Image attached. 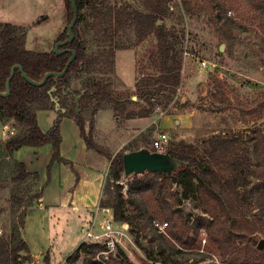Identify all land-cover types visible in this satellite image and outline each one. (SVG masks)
I'll return each mask as SVG.
<instances>
[{"label": "trees", "instance_id": "trees-1", "mask_svg": "<svg viewBox=\"0 0 264 264\" xmlns=\"http://www.w3.org/2000/svg\"><path fill=\"white\" fill-rule=\"evenodd\" d=\"M207 1L206 9L211 14L217 10L218 16L227 17L226 0ZM240 1L254 12L258 26L264 33V5L261 4L263 0ZM63 2L69 23L72 17L71 3L70 0H63ZM75 3L78 17L73 28L74 39L70 44L61 47V49L72 48L76 51V57L66 73L62 77L50 76L43 86L37 87L27 82L19 70L15 69L10 81L9 94L0 96V120L3 124L12 121L15 131L0 143L3 151L18 168L17 181L23 183L31 179L38 188V174L28 172L23 163L12 158V153L22 146L39 147L51 144L53 152L47 166L48 176L53 162H67L61 158L59 153L61 142L59 122L62 117H70L79 127L80 135L87 148L93 149L110 160L99 207L109 208L115 222H126L130 234L135 237L136 241L139 236L134 232V219L143 221L140 230L145 232L147 225L150 224L155 234L157 232L151 225L154 217H160L168 222V236L157 234L156 245H152L153 255L151 256L147 249H144L143 252L147 256L139 258L141 264H155V262L180 264L174 259L182 254L199 256L188 264H216L215 259L225 264H264V250L256 248L258 239L255 236V233L259 232L264 238V128L258 126L248 131L247 149L249 150L243 156L236 154L234 142L227 136L205 139L199 144V149L184 145L183 142L178 143L164 152L181 161L180 167L171 175L144 173L133 177L129 183L128 198L125 199L121 194V187L115 183L122 176L123 153L112 157L108 151L98 146L91 132L89 134L84 132V120L75 111L74 102L67 104L66 99L70 97L74 100V95L84 89V94L78 100L79 107L88 108L92 104V109L96 110V106L109 91L99 78L91 74V68L98 66L97 72L100 71V75L114 74L116 52L135 49L138 43L146 40V37L153 33L157 42L154 46L155 51H152L149 56V67L154 68L155 72L145 73L140 70L141 77L135 79L137 93H141L140 97L144 98L149 107L153 108L156 105L154 94L160 92L172 96L179 85L182 38H169L168 32L163 33L164 29L157 26V19L165 18L170 12L171 0H143L144 10L133 9L124 0L119 2L118 0H75ZM183 6L185 12L191 16L201 11L193 10L190 0H184ZM83 9L92 12L94 15L93 28L98 34L106 37L96 40L100 49L96 56L94 53L87 52L85 42L78 37V25L84 17L81 12ZM127 22H130L139 34L137 42L130 38L114 37L119 35V30ZM26 33L27 28L24 26L0 22L1 92L6 90V80L13 65H20L29 78L40 81L46 72L61 71L70 56L67 52L56 54L53 50L48 52L28 50ZM66 38L65 27L55 42ZM78 81L81 87L77 89L72 83ZM53 86L56 87L53 95L59 98L60 106L66 111L57 112L53 127L47 132H42L36 123V111L54 110V104L48 95V90ZM150 86L154 89H143ZM67 87L72 93L63 94ZM149 113L150 109L133 111L128 114L127 118L145 117ZM151 150L156 151V149ZM221 163L227 165L230 173H236L238 180L234 187H230L222 178ZM249 177L253 180L245 183L243 178L248 179ZM173 185L179 187L177 192L172 189ZM248 185L249 188H246ZM241 186H245L248 190V195L257 208L256 215L260 222V228L257 230L250 226L251 221L240 212L241 200L238 196V188ZM40 192L39 189L32 199L38 198ZM190 198L197 201V206L201 207L204 214L196 216L192 222H190V214L183 218L177 208L181 199ZM131 205L138 210H133ZM26 207L21 218L20 229L24 226ZM20 229L18 235L14 236L13 241L8 244L9 246L0 239V264H25L30 260L29 248L21 238ZM203 239L204 244H202ZM103 249L100 243L83 242L66 258V262L72 264L84 256L86 261L87 257L92 258L91 264H100L94 258ZM44 261L48 264L46 255ZM108 264L130 263L124 252L119 249L111 256Z\"/></svg>", "mask_w": 264, "mask_h": 264}, {"label": "rangeland", "instance_id": "rangeland-1", "mask_svg": "<svg viewBox=\"0 0 264 264\" xmlns=\"http://www.w3.org/2000/svg\"><path fill=\"white\" fill-rule=\"evenodd\" d=\"M124 1L133 9L145 8L143 0ZM190 3L192 9L201 10L200 13L191 16L184 10V0H171L168 15L157 19V26L164 29L163 33L168 32L169 38H182L180 82L172 96L160 92L154 94L156 105L151 108L135 88V79L141 77L140 70L145 73L155 72L154 68L149 67V56L155 51L157 42L153 33L138 43L135 49L116 52L114 74L100 75V71L97 72L98 66L91 68V74L99 78L109 92L101 99L96 110L92 109L91 104L88 108L79 107L77 113L84 120V132H91L95 143L104 150L118 154L142 147L155 149L152 147L154 139L159 134L166 133L169 141L165 150L180 142L199 149V144L205 139L227 136L234 142L236 154L243 156L249 150L248 131L258 126L264 128V33L258 26L254 12L240 0H226V9L231 10L232 15L225 18L224 15L218 16L217 10L211 14L206 9L207 0H190ZM261 4L264 5V0ZM81 12L84 17L78 25V37L85 42L87 52L96 56L100 50L96 40L106 37L93 28L92 12L85 9ZM0 22L26 27V48L48 52L53 50L55 40L67 26L68 19L63 0H0ZM117 36L130 38L135 42L139 38L130 22L125 23L119 30V35L114 37ZM203 61L206 62L205 65L202 64ZM72 85L77 89L81 87L79 81ZM143 89L150 90L154 87ZM71 102L74 100L68 97L66 103ZM143 109H150V113L145 117L127 118L130 112ZM165 115H175L177 118L185 115L190 123L185 126L181 119V124H170V128L169 122L166 124L162 120L159 126L158 120ZM56 119L57 112L54 110L36 111V123L42 132L49 131ZM5 124L8 125V130L13 128L12 121ZM2 138L3 123L0 120V141L7 139ZM220 166L223 167L222 178L230 187H234L238 180L236 173H230L224 163ZM17 175V166L3 151L0 143V239L7 246L18 235L25 207L31 203L35 193L39 192L31 179L21 183L17 181ZM131 179L121 176L115 182L121 187L120 191L125 199L129 195ZM243 180L248 183L253 179L249 177ZM246 188H238L240 212L251 221L250 226L257 230L260 228L256 215L258 211ZM172 189L177 192L179 187L173 185ZM197 204L195 199H181L177 208L183 218L190 214L192 222L196 216L204 215ZM131 207L138 210L133 205ZM97 219L103 221L104 215L98 213L95 220ZM153 219L163 220L160 217ZM133 224L138 240L128 229L118 236L111 256L120 249L130 264H141L139 258L147 256L144 249L153 255L152 245H156L157 234L150 224L145 232L140 230L143 221L134 219ZM100 228L98 225L97 231ZM80 235L84 237L85 233ZM255 236L258 240L262 238L259 232ZM71 240V235H65L61 243H57L59 251L54 254L51 264H71L66 262V258L61 261L64 255L72 252H66ZM85 242L90 240L86 239ZM198 257L197 254H182L177 255L174 261L188 264ZM87 259L86 261V257L82 256L72 264H91L92 258ZM94 260L97 261L95 258Z\"/></svg>", "mask_w": 264, "mask_h": 264}, {"label": "crops", "instance_id": "crops-1", "mask_svg": "<svg viewBox=\"0 0 264 264\" xmlns=\"http://www.w3.org/2000/svg\"><path fill=\"white\" fill-rule=\"evenodd\" d=\"M185 117L165 115L158 120V124L160 126L162 120L166 124L169 122V126L181 124L183 119L182 123L188 126L190 122ZM5 127L8 128V125L3 124V138L8 137ZM60 136L59 153L67 162H53L49 176L47 166L53 152L51 144L22 146L12 153V158L23 163L28 172L38 174V188L41 190L40 196L26 207L24 226L20 229L21 238L31 256L25 264H46L45 255L48 264H51L54 254L59 251L57 243H61L65 235L72 236L66 251L68 254L85 242V236L81 237L80 234L86 228L93 226L98 232L97 227L102 224L101 220L95 218L100 212L103 215L99 201L110 160L87 148L79 127L70 117L61 118ZM110 154L114 157L116 152ZM69 255H64L61 261Z\"/></svg>", "mask_w": 264, "mask_h": 264}, {"label": "water", "instance_id": "water-1", "mask_svg": "<svg viewBox=\"0 0 264 264\" xmlns=\"http://www.w3.org/2000/svg\"><path fill=\"white\" fill-rule=\"evenodd\" d=\"M70 3H71V8H72V17H71L70 22L66 26L67 38L62 41H56L54 43V48H53V52L56 54H62L65 52L70 54L64 68L59 72H56V71L46 72L40 81H34L26 75V73L23 71L20 65L15 64L11 67L9 77L6 80V84H5L6 90L3 92L0 91V96H6L9 94L10 81L15 72V69L19 70V72L22 74L23 78L27 82L37 87L43 86L46 80L50 76L62 77L66 73L70 64L73 62V60L76 57V51L74 49L72 48L61 49L62 46L70 44L74 39L73 28L77 21L78 10H77L75 0H70ZM55 91H56L55 86L51 87L48 90L50 101L54 104V110L56 112L64 113L66 109L60 106L59 98L53 95ZM84 92L85 90L82 89L80 90L78 94L74 95V104H75L76 112L79 110L78 100L81 98ZM67 93H72L69 87H67L63 91V94H67ZM181 164H182L181 161L171 157L166 152L152 151L151 149L147 147H142L136 150L124 152L122 154V168H123L122 177L123 178H133V177H136L144 173H159V174L166 173V174L171 175L180 167ZM256 248L260 250H264V238H260L258 240L256 244Z\"/></svg>", "mask_w": 264, "mask_h": 264}, {"label": "built area", "instance_id": "built-area-1", "mask_svg": "<svg viewBox=\"0 0 264 264\" xmlns=\"http://www.w3.org/2000/svg\"><path fill=\"white\" fill-rule=\"evenodd\" d=\"M232 11L227 10L226 16L231 17ZM205 61L202 62L205 65ZM6 134L11 135L14 132V128L8 130V128H4ZM169 138L166 133H161L157 138L154 139L152 143V147L156 149L158 152H164L165 147L167 146ZM103 211L104 219L101 224L100 231L96 232L94 227L91 226L86 228L85 238L89 239L92 242L100 243L104 249L98 252L95 256V259L100 264H108V261L113 253L115 248V243L118 241V236L123 235L128 230V224L126 222L118 223L114 221L113 214L109 208H101ZM151 225L157 232V234H161L164 236H168L167 228L168 222L166 220H158L152 219ZM202 243H205V240H202ZM216 264H225L219 262L217 259L214 260Z\"/></svg>", "mask_w": 264, "mask_h": 264}]
</instances>
